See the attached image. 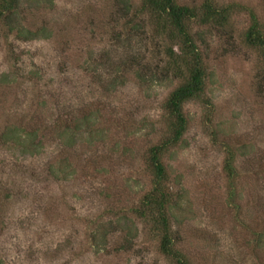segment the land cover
<instances>
[{
  "label": "rangeland",
  "instance_id": "obj_1",
  "mask_svg": "<svg viewBox=\"0 0 264 264\" xmlns=\"http://www.w3.org/2000/svg\"><path fill=\"white\" fill-rule=\"evenodd\" d=\"M178 1L200 8L206 0ZM212 1L233 11L227 28L191 24L210 104L186 105L187 131L166 157L180 192L176 231L193 264H264V253L252 255L251 235L227 206L223 171L230 146L243 204L264 225L258 210L264 203V54L244 41L249 11L264 25V0ZM22 5V23L47 25L50 36L0 37V75L17 74L16 82L0 85V264H169L126 215L150 187L143 156L159 136L163 102L179 84L165 70L149 26L144 19L139 31L123 26L128 16L120 0ZM78 107L86 115L97 111V134L60 131ZM35 121H53L59 131L54 127V142L30 157L3 134ZM68 153L74 171L51 176L49 169H60L57 162Z\"/></svg>",
  "mask_w": 264,
  "mask_h": 264
},
{
  "label": "trees",
  "instance_id": "obj_2",
  "mask_svg": "<svg viewBox=\"0 0 264 264\" xmlns=\"http://www.w3.org/2000/svg\"><path fill=\"white\" fill-rule=\"evenodd\" d=\"M120 1L128 16V24L124 23L123 26L129 25L131 29L139 31L140 23L144 19V25L149 26L151 37L156 43L158 55L164 59L165 70L179 81L161 107L163 115L158 125L159 136L155 143L147 147L143 156V168L150 176V187L135 206L126 209V215L139 222L146 236L155 241L159 255L169 264H193L191 257L179 243V230H176L181 227L177 213L180 192L171 182L166 157L181 144L187 131L189 118L185 113L186 105L202 99H205L202 101L207 106L210 104L205 98L207 72L203 52L199 49L195 39L197 35L192 32L191 24L198 27L214 25L227 28L230 26L229 19L233 8L219 7L212 0H206L200 8L182 4L178 0H138L136 5L130 0ZM22 10V0H0V33H2L0 37L4 40L11 35L16 38H48L50 30L47 25L32 29L22 23L20 18ZM249 12L251 24L244 35L245 44L259 49L264 54V25L259 22L253 11ZM12 58L16 60V57ZM139 59L138 62H141L142 57ZM111 68L118 70L121 69V65L112 64ZM16 76L17 74L13 72L0 75V85H8L13 80L16 82ZM76 110L75 108L74 111ZM80 111L78 107L75 114L70 115L69 120L62 122L60 131L72 136L76 131L86 132L93 129L97 134L95 125L97 111H92L88 115ZM32 117L39 120L38 116ZM56 126L53 121L51 123L35 121L30 126L22 123L13 124L4 132L3 138L16 149H22L25 155L39 156L49 143L54 142L56 138L52 135L54 127L55 132L59 131ZM62 152L64 153L63 149ZM71 159L69 153L63 156L57 162L60 169L55 172L49 167L50 175L56 176L57 172L62 174L66 171L71 172L73 170ZM235 160L233 149L226 146L223 161V171L228 184L226 203L233 210L236 221L243 224L251 235L252 255L257 257L260 253H264V225L258 223L249 213L253 211V207L249 208L243 204ZM247 208L249 209L245 212ZM258 210L264 212V203ZM199 236L201 240L207 239L203 233Z\"/></svg>",
  "mask_w": 264,
  "mask_h": 264
}]
</instances>
